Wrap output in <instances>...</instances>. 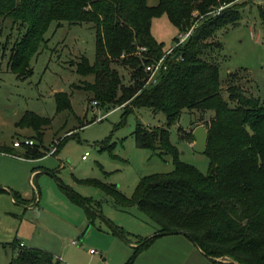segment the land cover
I'll use <instances>...</instances> for the list:
<instances>
[{
    "label": "trees",
    "instance_id": "trees-1",
    "mask_svg": "<svg viewBox=\"0 0 264 264\" xmlns=\"http://www.w3.org/2000/svg\"><path fill=\"white\" fill-rule=\"evenodd\" d=\"M238 1L159 0L149 7L147 0H0V18L11 20L23 31L8 61L17 79L31 76V60L46 45L44 36L52 23L57 28L63 23L68 27L91 24L95 31L94 62L80 56L72 66L75 74L92 76L93 81L72 88L91 93L92 102L101 108H121L122 119L135 110L147 109L163 114L170 126L183 111L213 112L204 125L208 134L204 155L209 161L205 174L179 159L167 128L149 130L137 123L132 134L137 148L170 156L173 170L140 178L129 198L115 185L95 179L79 181L101 191L115 207L124 211L135 207L150 221L153 235L136 237L137 246L124 264H135L139 254L159 236L174 234L184 235L214 263L264 264V100L236 85L229 86L224 96L218 64L204 58L206 52L219 47L209 41L213 35L241 18L245 3ZM260 14L264 21V12L260 10ZM162 15L177 29L178 36L189 31L190 35L167 55L166 70L157 82L146 86L144 67L167 51L150 30L152 19ZM177 53L180 55L175 58ZM118 68L129 71L127 85ZM53 98L56 113L72 111L68 93L57 92ZM201 121L199 117L192 123ZM50 124L49 118L27 112L16 126L30 127L41 138ZM0 152L10 150L2 146ZM23 156L36 159L43 155L28 147ZM61 186L66 197L83 208L91 224L98 215L92 208L94 201ZM1 193L7 191L0 187ZM12 195L23 202L17 193ZM113 233L129 243L130 234L116 226ZM16 246L18 251L9 264H60L44 250ZM221 258L230 262L221 263Z\"/></svg>",
    "mask_w": 264,
    "mask_h": 264
},
{
    "label": "rangeland",
    "instance_id": "rangeland-1",
    "mask_svg": "<svg viewBox=\"0 0 264 264\" xmlns=\"http://www.w3.org/2000/svg\"><path fill=\"white\" fill-rule=\"evenodd\" d=\"M158 1L147 0V5L154 7ZM238 3H245L241 18L213 35L209 41L218 43L219 47L206 52L204 58L218 64L224 96L229 86L236 85L264 100V21L260 14V10L264 12V0ZM150 30L164 50L172 47L178 36L165 15L153 18ZM22 32L11 20L0 22V146L12 147L15 141L29 139L33 142L29 148L42 151L43 156L28 162L0 163V180L15 182L13 190L21 194L28 192L29 196L35 193L39 201L29 210L22 203L13 204L8 195L0 194V264L10 263L18 251V243L44 250L59 259L60 264H124L129 248L113 233V226L129 233L138 228L149 230L150 221L135 207L127 211L115 207L101 191L79 181L95 179L115 185L129 198L140 178L171 172L170 156L161 157L148 149L137 148L132 136L137 123L149 130L167 128L179 159L205 174L209 161L206 155L193 151L192 130L193 126L208 123L213 112L183 111L177 122L167 126L163 114H152L147 109L135 110L122 119L121 108L94 105L91 93L71 87L93 81L92 76L75 74L72 66L82 55L94 62L95 31L91 24L68 27L63 23L58 29L52 23L44 36L48 40L46 45L31 60V76L25 81L17 80L10 70L6 71V62ZM118 71L127 85L129 71L119 68ZM61 91L70 94L72 111L56 113L53 96ZM8 108L15 112H8ZM27 112L51 120L41 138L30 127L16 126ZM199 117L202 121L193 124ZM63 138L66 139L58 149ZM54 147L58 151L50 155ZM27 149L21 146L19 152L25 153ZM85 152L89 156L83 161ZM15 167L19 170L17 181L15 171H10ZM33 168L38 174L30 182ZM21 169L25 172L23 179ZM31 183L37 192H33ZM61 185L94 201L92 208L98 215L91 224L83 208L66 197ZM87 225H90L87 233L80 238ZM127 238L136 241L130 235ZM90 250L95 254L91 255ZM219 261L230 262L227 258Z\"/></svg>",
    "mask_w": 264,
    "mask_h": 264
},
{
    "label": "crops",
    "instance_id": "crops-1",
    "mask_svg": "<svg viewBox=\"0 0 264 264\" xmlns=\"http://www.w3.org/2000/svg\"><path fill=\"white\" fill-rule=\"evenodd\" d=\"M7 20L9 19L0 18V22H2L3 24L7 22ZM40 53H41V50L40 52H38V54L35 57L39 56ZM7 70H9L8 60L6 62V71ZM20 81H25V80H20ZM6 110L11 113L15 112V110H13L12 108H8ZM21 146H24V145H21ZM20 147H14L12 144V147H8L10 150L9 153L0 152V163L3 164L4 162H9V164L10 163L15 164L16 162H19V161L28 162V161L35 160V159L25 158L23 156V153L19 152ZM24 147H31V146H24ZM86 159H84L83 161H85ZM10 171L11 172L15 171L17 175V178L15 180L17 181L19 179L18 168L17 169L16 167L12 168ZM24 173L25 172H23V169H21L20 174H21L22 179H23ZM36 174H38V171L35 168H33L30 174V178H29L30 182H31V179L36 177L35 176ZM14 185H15V182L11 183L8 181L6 182L4 180H0V187L4 189L5 191H7V193H1V194L8 195L11 199V202L13 204H17L18 202L15 200V198L12 195L13 192L17 193L23 200V202H21L22 204L21 203L20 204L24 205V207H26L29 210L32 209L35 205H37L39 200H37L36 196H34L36 195L35 193L31 196H29L28 192H24L23 194L18 193L11 188ZM31 185L33 188V192H37L34 184L31 183ZM128 234H130V236L134 237V239L136 240V241L129 240V243L125 242L127 243L126 246L129 248V252H128L129 255L128 254L126 255H128L129 257L132 252L131 249L137 246L136 237H139V238L151 237L153 235V229L151 227L149 230L144 229V228H138L137 230L130 231ZM135 264H220V263H214L210 259L205 257L201 253V251L198 248H196L184 235L174 234V235H162L156 238L147 249L143 250L139 254V256L137 257L135 261Z\"/></svg>",
    "mask_w": 264,
    "mask_h": 264
},
{
    "label": "built area",
    "instance_id": "built-area-1",
    "mask_svg": "<svg viewBox=\"0 0 264 264\" xmlns=\"http://www.w3.org/2000/svg\"><path fill=\"white\" fill-rule=\"evenodd\" d=\"M190 35V31L186 34H182V35H179L178 36V40L173 44L172 47H170L165 55L163 57H161L160 59H158L157 61H154L148 65H146L144 67V72L147 74V79H146V82H145V85H150V84H155L157 82V78H158V75L165 71L166 70V63H165V60H166V57L167 55H169L170 53L173 52V50L175 48H177L180 44H182L186 39L187 37ZM144 50V49H142ZM94 105H96V103L94 102L93 103ZM21 145H24V146H32L33 145V142L32 140H23V141H15L13 143V146L14 147H20ZM56 148L54 147L50 153V155H53L55 154L56 152ZM88 156V152H85L84 155L82 156V160L86 159ZM75 244V243H73ZM18 246L20 247H23L24 245L22 244H19L18 243ZM90 254L91 255H94L95 252L90 250Z\"/></svg>",
    "mask_w": 264,
    "mask_h": 264
},
{
    "label": "water",
    "instance_id": "water-1",
    "mask_svg": "<svg viewBox=\"0 0 264 264\" xmlns=\"http://www.w3.org/2000/svg\"><path fill=\"white\" fill-rule=\"evenodd\" d=\"M180 53L175 55L178 58ZM192 137L194 139V144L192 146L193 151L199 154H204L206 152L208 134L204 125L193 126ZM90 225H87L85 230L82 232L80 238H83L87 233Z\"/></svg>",
    "mask_w": 264,
    "mask_h": 264
}]
</instances>
